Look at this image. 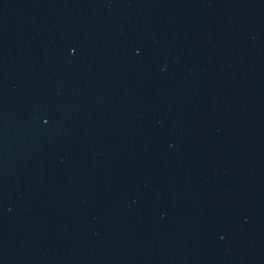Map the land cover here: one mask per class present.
<instances>
[{
    "label": "water",
    "instance_id": "water-1",
    "mask_svg": "<svg viewBox=\"0 0 264 264\" xmlns=\"http://www.w3.org/2000/svg\"><path fill=\"white\" fill-rule=\"evenodd\" d=\"M0 264H264V0H0Z\"/></svg>",
    "mask_w": 264,
    "mask_h": 264
}]
</instances>
